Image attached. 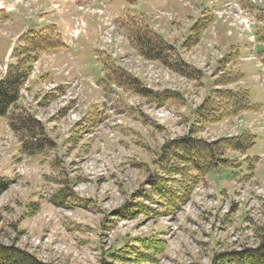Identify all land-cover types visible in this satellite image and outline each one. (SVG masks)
I'll return each instance as SVG.
<instances>
[{"label": "rangeland", "instance_id": "rangeland-1", "mask_svg": "<svg viewBox=\"0 0 264 264\" xmlns=\"http://www.w3.org/2000/svg\"><path fill=\"white\" fill-rule=\"evenodd\" d=\"M13 1L18 5L11 11L7 0L0 1L5 7L0 12V69L12 43L17 47L29 26L52 25L56 19L62 40L71 47L52 62L47 56L53 51L41 52L24 86L28 111L45 125L53 147L41 156L21 154L20 140L0 119V184L6 185L0 195V242L47 264L112 262L109 253L138 249L137 241L146 239L164 240L163 253L154 262L130 264H218L219 255L234 253L259 261L264 244V47L251 36L264 32V11L237 0L252 19L250 35L243 15H235L224 0H76L78 6L68 8L54 0ZM106 2L108 11L102 6ZM64 10L78 14L67 16ZM41 11L48 16H39ZM53 13L55 18H48ZM214 15L221 16L219 21L196 36L195 27L204 24L199 18ZM140 16L200 72L194 74L197 80L141 58L128 33L137 29ZM126 17L135 18L123 22ZM190 30L197 44L181 50ZM99 60L110 70L129 72L155 97L166 94L164 105L107 81ZM9 61L16 62L13 55ZM50 70L60 91L43 86ZM229 72L241 73L242 81L215 86ZM214 89L247 90L253 110L222 122H197V108ZM247 131L255 145L245 154L225 151L235 167L213 172L194 186L178 213L123 218L125 208L142 201L135 195L149 190L151 175L164 176L157 163L164 148L187 135L215 143ZM60 190L72 196L65 207L52 201Z\"/></svg>", "mask_w": 264, "mask_h": 264}, {"label": "trees", "instance_id": "trees-1", "mask_svg": "<svg viewBox=\"0 0 264 264\" xmlns=\"http://www.w3.org/2000/svg\"><path fill=\"white\" fill-rule=\"evenodd\" d=\"M135 17H126L123 22L131 21ZM201 24L195 27L196 36L212 23L211 19L200 20ZM131 23V22H130ZM137 29H129V38L139 55L150 61L160 62L172 71L192 80L197 69L186 64L180 54L171 45L153 32L144 16L136 20ZM193 30V29H192ZM192 31L182 48L187 49L197 44ZM257 39L264 44V32L257 33ZM191 40V41H190ZM190 41V42H189ZM65 49V45L54 26L43 29L31 30L22 36L20 43L14 49L13 59L16 61L8 67L5 76L0 80V119H5L10 132L14 133L21 142L20 153L27 156H41L47 149L53 147L51 140L46 135V127L25 107L20 105L21 91L28 80L33 63L37 61L41 52L59 51ZM264 52V51H263ZM264 63V54H263ZM107 72L106 80L118 82L124 89L132 90L137 95L150 99L153 103L164 105L167 96L163 94L155 97L153 92L141 88L137 79H131L128 73L115 68L110 70V65L101 60ZM200 73V72H199ZM243 76L239 72L231 73L224 80H218L215 86L239 83ZM61 89H59L60 91ZM218 98V99H215ZM51 97H48V99ZM54 98V97H52ZM220 100V101H219ZM251 109L249 92L247 90L223 91L214 89L212 96L207 98L204 104L197 108L195 116L197 122L210 123L222 122L233 115H239ZM195 131H190V133ZM198 132V131H197ZM196 133V132H195ZM255 145V137L249 131L234 138H222L215 143L197 140L189 135L170 144V148L161 153L162 159L157 161L160 172L151 175L147 183L148 191L138 192L136 201L128 209H124L123 218H132L138 215L152 214L156 218L171 216L178 213L181 208L188 204L194 186L198 185L209 174L235 167L234 161L225 157V151L241 152L245 154ZM176 152H173V151ZM165 159V160H164ZM164 160V161H163ZM6 190V185L0 184V195ZM60 190L52 200L57 206H67L72 198ZM145 201L151 204L143 203ZM138 249L132 251H116L108 254L112 262L102 264H130L133 262H154L165 248V241L161 239L138 240ZM132 248V247H130ZM260 252L262 258L259 261L248 259L244 253L232 255H219L218 264H264V244ZM0 264H47L38 260L34 255L17 249L5 247L0 242Z\"/></svg>", "mask_w": 264, "mask_h": 264}, {"label": "crops", "instance_id": "crops-1", "mask_svg": "<svg viewBox=\"0 0 264 264\" xmlns=\"http://www.w3.org/2000/svg\"><path fill=\"white\" fill-rule=\"evenodd\" d=\"M0 1H2V0H0ZM8 1V0H7ZM54 2L55 3H57L58 5H60V6H62V7H64V8H68V6H71V7H73V6H77V4H78V2L76 1V0H54ZM156 2H158V1H156ZM64 11H66V14H67V16H68V13H72V14H74V13H76V14H78V11L77 12H72V10H70V11H68V10H64ZM60 13H62L63 12V10H61V11H59ZM59 12H56L55 14H57V13H59ZM46 14V16H48L47 14L48 13H45L44 11H41L40 12V15L39 16H41V15H45ZM54 14V13H53ZM55 14L54 15H52V14H50L49 15V17L48 18H55L54 16H55ZM152 14V13H151ZM150 14V15H151ZM74 16H75V14H74ZM69 18V17H68ZM53 20V23L52 24H54V25H58V22H56V19H52ZM50 23H47V25H49ZM39 25V24H38ZM41 25V24H40ZM40 27V26H39ZM19 37V35L16 37V39ZM14 39L12 38V41H13ZM12 47H13V43H12ZM11 51H12V48H10L9 49V51H8V53L6 54V56H5V59H4V63H3V68L2 69H0V79H2L3 78V76L5 75V72H6V68H7V66H8V64H9V58H10V54H11ZM64 52L63 51H60V52H52V53H50V55H48L47 56V59H49L48 61H50V62H52L53 60L54 61H57V59H55V57L57 58V55H59L60 56V54L62 55ZM59 64V63H58ZM51 74V75H50ZM48 75V78H49V81H54V82H56L57 81V78H56V75H54V74H52L51 73V70H50V73L48 72V73H46V76ZM42 77V76H41ZM37 80V79H36Z\"/></svg>", "mask_w": 264, "mask_h": 264}]
</instances>
